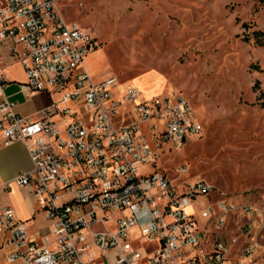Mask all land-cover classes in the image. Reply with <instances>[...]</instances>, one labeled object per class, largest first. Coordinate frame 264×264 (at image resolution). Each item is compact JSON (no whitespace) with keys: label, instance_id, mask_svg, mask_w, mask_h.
Masks as SVG:
<instances>
[{"label":"built area","instance_id":"built-area-1","mask_svg":"<svg viewBox=\"0 0 264 264\" xmlns=\"http://www.w3.org/2000/svg\"><path fill=\"white\" fill-rule=\"evenodd\" d=\"M4 44L24 69L21 91L63 96L38 118L19 114L0 53V144L25 143L32 169L14 182L33 191L49 220L46 232L29 233L0 204V264H262L253 231L262 229L264 191L236 204L189 182L186 163L173 177L151 170L165 146L181 149L201 133L183 94L143 97L115 76L94 82L83 61L97 41L57 0H0ZM199 196L213 204L197 215L188 207Z\"/></svg>","mask_w":264,"mask_h":264},{"label":"rangeland","instance_id":"rangeland-1","mask_svg":"<svg viewBox=\"0 0 264 264\" xmlns=\"http://www.w3.org/2000/svg\"><path fill=\"white\" fill-rule=\"evenodd\" d=\"M98 46L84 58L94 82L112 76L137 85L143 97L177 91L201 125L181 149H169L151 170L186 163L185 178L215 188L214 198L236 204L264 191V3L259 0H57ZM63 92L55 91L60 102ZM69 104H72L71 102ZM76 109V108H75ZM163 127L160 124V129ZM147 136L151 143L149 131ZM167 145H170L169 143ZM213 204L199 196L189 211ZM122 216L115 213L113 222ZM254 229L257 261L264 262V219ZM106 228L114 230V223ZM1 236V235H0ZM3 264H22L20 261Z\"/></svg>","mask_w":264,"mask_h":264},{"label":"crops","instance_id":"crops-1","mask_svg":"<svg viewBox=\"0 0 264 264\" xmlns=\"http://www.w3.org/2000/svg\"><path fill=\"white\" fill-rule=\"evenodd\" d=\"M9 50L8 44L0 47V53L7 61L5 71L11 80L5 92L16 102V111L19 114L38 118L39 111L53 101V94L46 91L27 94L21 91L19 83L26 80V75L18 62L10 61ZM31 169L32 161L23 141H15L6 146L0 144V204L11 206L16 217L26 221L28 232L36 234L48 230L49 220L38 209L33 191L14 182L20 172Z\"/></svg>","mask_w":264,"mask_h":264},{"label":"trees","instance_id":"trees-1","mask_svg":"<svg viewBox=\"0 0 264 264\" xmlns=\"http://www.w3.org/2000/svg\"><path fill=\"white\" fill-rule=\"evenodd\" d=\"M261 3H264V0H259ZM256 42L259 45L264 46V31L258 30L254 32ZM259 100L261 101V105L264 107V91L259 94Z\"/></svg>","mask_w":264,"mask_h":264}]
</instances>
